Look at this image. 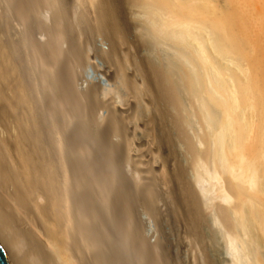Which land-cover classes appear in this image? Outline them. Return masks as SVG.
Returning <instances> with one entry per match:
<instances>
[{
  "label": "bare ground",
  "instance_id": "6f19581e",
  "mask_svg": "<svg viewBox=\"0 0 264 264\" xmlns=\"http://www.w3.org/2000/svg\"><path fill=\"white\" fill-rule=\"evenodd\" d=\"M252 3L0 0L9 264H264Z\"/></svg>",
  "mask_w": 264,
  "mask_h": 264
},
{
  "label": "rangeland",
  "instance_id": "374dc122",
  "mask_svg": "<svg viewBox=\"0 0 264 264\" xmlns=\"http://www.w3.org/2000/svg\"><path fill=\"white\" fill-rule=\"evenodd\" d=\"M253 6H254V9L255 8H257V9H261V7H264V0H253ZM1 35L3 36V37H5L6 36V33H4V34H2L1 33ZM12 35H13V33H12ZM98 44L102 47V48H107V46H108V44L105 42V41H101V40H99L98 39ZM95 65H97V63L95 62ZM103 65V69H101V71H102V73H103V75L104 76H108V74L106 73V72H108V71H110V70H112L111 68H110V65L108 64V63H103L102 64Z\"/></svg>",
  "mask_w": 264,
  "mask_h": 264
},
{
  "label": "water",
  "instance_id": "95a60500",
  "mask_svg": "<svg viewBox=\"0 0 264 264\" xmlns=\"http://www.w3.org/2000/svg\"><path fill=\"white\" fill-rule=\"evenodd\" d=\"M0 264H9L1 247H0Z\"/></svg>",
  "mask_w": 264,
  "mask_h": 264
}]
</instances>
